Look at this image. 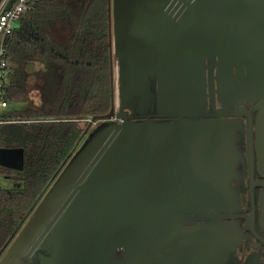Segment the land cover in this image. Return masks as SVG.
<instances>
[{"label": "water", "instance_id": "obj_1", "mask_svg": "<svg viewBox=\"0 0 264 264\" xmlns=\"http://www.w3.org/2000/svg\"><path fill=\"white\" fill-rule=\"evenodd\" d=\"M168 3L181 7L174 18ZM208 3L239 9L244 30L238 52L216 45ZM109 31L110 111L91 117L0 251V264L156 263L161 256L175 257L167 250L176 242L191 253L196 244L207 246L203 259L214 264L219 257L222 264L219 232L233 230L211 215L234 201L230 127L200 119L210 115L206 68L211 74L213 67L206 59L218 64L222 105L235 96L264 98V0H109ZM234 64L237 81L230 77ZM221 75L229 77L223 82ZM152 108L165 119L153 120ZM258 109L264 176V99ZM0 166L23 170L24 148H0ZM202 213L212 220L207 227L183 228ZM188 214L195 217L188 220Z\"/></svg>", "mask_w": 264, "mask_h": 264}, {"label": "trees", "instance_id": "obj_2", "mask_svg": "<svg viewBox=\"0 0 264 264\" xmlns=\"http://www.w3.org/2000/svg\"><path fill=\"white\" fill-rule=\"evenodd\" d=\"M10 104L29 103V65L41 103L5 111L0 148L23 147L25 166H0V251L72 150L88 118L110 111L109 0H33L4 40ZM87 121V122H86ZM82 122V123H81ZM86 122L84 125L83 123Z\"/></svg>", "mask_w": 264, "mask_h": 264}, {"label": "flooded vegetation", "instance_id": "obj_3", "mask_svg": "<svg viewBox=\"0 0 264 264\" xmlns=\"http://www.w3.org/2000/svg\"><path fill=\"white\" fill-rule=\"evenodd\" d=\"M180 8L177 3H168L166 6L169 14H174L170 16L171 18L175 17ZM206 12L209 33L216 38L218 43L216 45L225 47L224 49L233 51L232 53L238 52V43L244 30V25L241 23L243 17L239 9H234L228 3H208ZM212 50L213 52L210 54L214 53L216 55L215 62H218V54L215 49ZM206 63L213 67L211 74L210 69L206 68L207 110L210 115L202 116L200 119H207L210 122L222 120L230 127V133L226 135L228 148L231 151V171L228 179H231L234 195L232 203L221 207L222 210L212 211L211 216L216 217L224 228L227 225V229L228 226H231L230 228L233 230L231 234L219 232L221 240L216 252L221 254L222 264H264V176L259 169L261 154L258 151L257 138L258 107L264 98L247 101L244 97L235 96L232 100H225V104L222 105L218 96V90L220 91L217 78L218 64L208 59H206ZM246 72L245 69L244 73ZM228 77L221 75L220 79L225 80ZM230 77L234 81L239 78L236 64L232 67V76ZM224 80L222 81L224 82ZM211 104L214 105L215 113L210 109ZM218 110L221 112H217ZM149 114L155 121L165 119L154 116L153 108ZM185 217L190 220L195 215L188 214ZM198 218L195 219V223L184 224L183 228L207 227L206 224L212 222L203 213ZM205 236L207 237V235ZM180 243L176 242L172 250H167L168 253H175V257L164 261L165 256H161L156 263L213 264V261L207 262L202 257V254L207 252V246L200 248L201 246L196 244L197 247H193L191 253L190 249L181 246ZM212 251L215 252V249L210 250L211 254ZM219 261L220 259L217 257L214 264H219ZM156 263L146 262L145 264Z\"/></svg>", "mask_w": 264, "mask_h": 264}, {"label": "built area", "instance_id": "obj_4", "mask_svg": "<svg viewBox=\"0 0 264 264\" xmlns=\"http://www.w3.org/2000/svg\"><path fill=\"white\" fill-rule=\"evenodd\" d=\"M32 1L2 0L0 3V124L15 122L5 120V111L10 108V103L4 98V88L9 83L7 61L4 57V40L13 31L21 15L28 10ZM90 119L87 120L89 121Z\"/></svg>", "mask_w": 264, "mask_h": 264}, {"label": "rangeland", "instance_id": "obj_5", "mask_svg": "<svg viewBox=\"0 0 264 264\" xmlns=\"http://www.w3.org/2000/svg\"><path fill=\"white\" fill-rule=\"evenodd\" d=\"M35 68L38 69V67H34L32 65L31 66L29 65V67L27 69L28 72H30L29 76H28V80H27V84H28V87L30 90V96H29V100H28L29 103L25 104L24 102H21V103H17V104H10V110H12V109L23 110L27 106H31V105L35 106V105H37V104L39 105L41 103V95L39 93V90L34 89L35 88L34 83L37 81V78L34 76V71H33ZM115 77H116V71H115ZM86 122H84L83 125ZM86 138H87V135L85 136V139ZM13 183H14V181L12 179H7V178L3 177L2 175H0V187H9Z\"/></svg>", "mask_w": 264, "mask_h": 264}, {"label": "bare ground", "instance_id": "obj_6", "mask_svg": "<svg viewBox=\"0 0 264 264\" xmlns=\"http://www.w3.org/2000/svg\"><path fill=\"white\" fill-rule=\"evenodd\" d=\"M113 3L115 4V0H113ZM114 10H115V5H114ZM114 65H115V71H116V77H115V101H116V106H119V101H120V98H119V91H118V59H117V48L115 46V49H114Z\"/></svg>", "mask_w": 264, "mask_h": 264}]
</instances>
